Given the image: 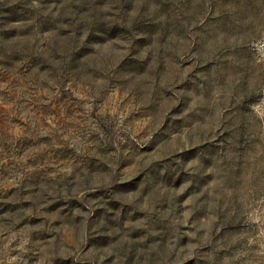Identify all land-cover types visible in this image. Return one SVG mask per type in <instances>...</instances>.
I'll return each mask as SVG.
<instances>
[{
  "label": "rangeland",
  "instance_id": "374dc122",
  "mask_svg": "<svg viewBox=\"0 0 264 264\" xmlns=\"http://www.w3.org/2000/svg\"><path fill=\"white\" fill-rule=\"evenodd\" d=\"M0 264H264V0H0Z\"/></svg>",
  "mask_w": 264,
  "mask_h": 264
}]
</instances>
